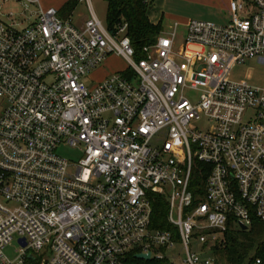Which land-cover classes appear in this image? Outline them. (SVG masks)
Segmentation results:
<instances>
[{"label": "built area", "instance_id": "2783aa9c", "mask_svg": "<svg viewBox=\"0 0 264 264\" xmlns=\"http://www.w3.org/2000/svg\"><path fill=\"white\" fill-rule=\"evenodd\" d=\"M18 1L27 25L0 15V264H142L175 244L184 264H215L227 228L264 222V84L230 77L264 62V0H229L226 23L189 18L181 36L174 20L139 57L125 20L111 30L91 10L77 25ZM110 53L127 66L87 85ZM153 192L174 229L151 225Z\"/></svg>", "mask_w": 264, "mask_h": 264}, {"label": "trees", "instance_id": "16d2710c", "mask_svg": "<svg viewBox=\"0 0 264 264\" xmlns=\"http://www.w3.org/2000/svg\"><path fill=\"white\" fill-rule=\"evenodd\" d=\"M77 0H66L60 7L64 14H69ZM151 0H106L107 27L114 26L125 20L128 23V34L135 49L136 56L143 55L142 47L150 45L162 29L160 21L149 19L147 10ZM204 164L196 162L193 169V189L196 193L203 191ZM151 225L157 228L174 229L167 218L168 201L164 194L153 192ZM215 264L218 263L217 254H221L225 264H248L252 255L264 254V222L254 220L253 224L245 228H227L220 236L216 245L212 246ZM142 264H168L166 258L149 259ZM32 264H37L33 261Z\"/></svg>", "mask_w": 264, "mask_h": 264}, {"label": "rangeland", "instance_id": "374dc122", "mask_svg": "<svg viewBox=\"0 0 264 264\" xmlns=\"http://www.w3.org/2000/svg\"><path fill=\"white\" fill-rule=\"evenodd\" d=\"M46 1V0H45ZM247 1V0H243ZM48 3L53 4L54 6H59L61 0H47ZM90 5L93 7L98 18L104 23L107 24V3L106 0H77L74 8L71 10L69 14H64L59 11V15L61 17H70L75 23H79L81 20L88 16L90 13ZM23 10V6L19 3L18 0H0V15L5 17V14L13 11L15 13V19L21 21L19 26L27 25V20L23 19L20 11ZM229 11L226 9H217L212 8L211 6L193 3L190 6H187V10H185L190 17H197L202 19H208L210 21L216 23H226L230 16ZM232 14V13H231ZM104 66L102 67V71H107V74L121 70L127 66V61L118 54L110 53L107 55L106 59L103 61ZM102 62V63H103ZM100 72L92 70L89 74L84 75L82 77L83 81L89 85L92 83V80L98 79V75ZM105 74V75H107ZM230 77L237 80H245L252 84H264V62L258 61L256 58L246 59L243 63L235 65L230 71ZM188 96L194 95L195 92L187 91L185 92ZM200 128H206L209 126V121L206 118H200L196 123ZM152 144H161L159 139L151 140ZM57 152L64 157H67L70 161H76L82 151L74 146H71L67 143H61L57 146ZM74 166L71 167L73 169ZM16 247V239L14 238L8 245L5 247V252L8 256H14V249ZM180 244H175L174 246L168 248L166 250V262L168 264H184L183 261V252ZM217 264H225V261L221 254H217ZM144 260H139L142 262Z\"/></svg>", "mask_w": 264, "mask_h": 264}, {"label": "crops", "instance_id": "0c3cea01", "mask_svg": "<svg viewBox=\"0 0 264 264\" xmlns=\"http://www.w3.org/2000/svg\"><path fill=\"white\" fill-rule=\"evenodd\" d=\"M66 0H61L60 7ZM40 3L42 6H50L53 4H50L47 2V0H40ZM193 3H200L205 4L208 6H211L212 8L217 9H226L227 11L229 8V0H151L150 5L147 10L148 17L151 21L157 22L160 21L162 24V28H167L174 20H177L180 22V34L182 35L184 32V24L189 18H197V17H190V14H188L185 10H187V6L192 5ZM54 6V5H53ZM94 11L93 7L90 5V11ZM231 11V10H230ZM95 12V11H94ZM90 13H88L89 16ZM231 17V12L229 13ZM88 16L86 18H88ZM84 18L81 20L77 25H82L84 23ZM228 18V20H229ZM202 19V18H198ZM208 20V19H205ZM106 59V58H105ZM104 59V60H105ZM104 66V62L99 65L95 71L100 72L98 75V79L102 78L107 74V71H102Z\"/></svg>", "mask_w": 264, "mask_h": 264}, {"label": "water", "instance_id": "95a60500", "mask_svg": "<svg viewBox=\"0 0 264 264\" xmlns=\"http://www.w3.org/2000/svg\"><path fill=\"white\" fill-rule=\"evenodd\" d=\"M242 228H245L246 226L245 225H241ZM20 241H22V243L24 244V239L23 238H20ZM136 257H139V258H144V259H148L149 256H150V253L149 252H146V253H143V252H138L135 254Z\"/></svg>", "mask_w": 264, "mask_h": 264}]
</instances>
